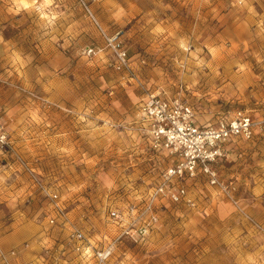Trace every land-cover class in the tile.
I'll use <instances>...</instances> for the list:
<instances>
[{"label":"rangeland","instance_id":"374dc122","mask_svg":"<svg viewBox=\"0 0 264 264\" xmlns=\"http://www.w3.org/2000/svg\"><path fill=\"white\" fill-rule=\"evenodd\" d=\"M28 1L0 0V231L28 230L19 264H95L70 248L71 228L92 249L112 245L102 264H264V0ZM104 33L128 69L113 67ZM154 91L199 123L245 111L254 134L214 165L216 183L184 179L189 202L160 199L143 238L119 237L148 221L142 205L170 162L141 130Z\"/></svg>","mask_w":264,"mask_h":264},{"label":"built area","instance_id":"2783aa9c","mask_svg":"<svg viewBox=\"0 0 264 264\" xmlns=\"http://www.w3.org/2000/svg\"><path fill=\"white\" fill-rule=\"evenodd\" d=\"M33 3V2H32ZM35 9H40V0L33 3ZM106 45L114 53L113 67L117 70L129 68L126 50L115 36L103 34ZM87 55L93 53L88 47ZM139 120L141 130L147 136L155 150H164L170 162L160 177V181L149 191L141 208V213L147 214V219L137 220L136 227H121L120 236L141 239L148 232L149 226L157 221L155 213L156 201L167 198L171 202H189L188 191L182 183L184 179L205 175L212 184L217 182L214 165L226 157V145L236 139L249 140L254 134L253 119L242 110L222 113L214 123H199L195 119L193 108L177 98H169L161 91L147 93L139 105ZM6 142V134L0 127V143ZM55 202L57 214L62 215L63 209L56 203V193L49 194ZM128 211L137 212L136 205H130ZM108 218L116 225L124 219V214L116 208L108 212ZM50 218L49 223H54ZM64 221V220H63ZM70 248L83 258L93 257L95 264L104 263L112 253V245L106 244L98 249H92L89 241L79 229H70L66 236ZM46 254L50 257L47 249ZM15 250L7 253L0 251V264H14ZM52 264H61V260L53 257Z\"/></svg>","mask_w":264,"mask_h":264},{"label":"crops","instance_id":"0c3cea01","mask_svg":"<svg viewBox=\"0 0 264 264\" xmlns=\"http://www.w3.org/2000/svg\"><path fill=\"white\" fill-rule=\"evenodd\" d=\"M31 4V3H30ZM235 140L229 142L226 145L227 151L231 150L233 143ZM12 224H9L5 230L0 231V251L5 253L16 249L17 247L22 245V242L26 240L28 237V230L20 228L19 230L11 227ZM72 229V228H71ZM70 230V229H69ZM62 247H59V251ZM27 252L23 253V256L26 255ZM14 264H19V259L15 258L12 260Z\"/></svg>","mask_w":264,"mask_h":264},{"label":"snow or ice","instance_id":"6c2138e0","mask_svg":"<svg viewBox=\"0 0 264 264\" xmlns=\"http://www.w3.org/2000/svg\"><path fill=\"white\" fill-rule=\"evenodd\" d=\"M32 2L35 3L36 0H32ZM21 3H24L25 4V7H28V4H27L26 0H21Z\"/></svg>","mask_w":264,"mask_h":264},{"label":"bare ground","instance_id":"6f19581e","mask_svg":"<svg viewBox=\"0 0 264 264\" xmlns=\"http://www.w3.org/2000/svg\"><path fill=\"white\" fill-rule=\"evenodd\" d=\"M21 1V0H20ZM26 2H27V4H28V7H25V4L23 3L22 5H24L23 7H25V8H29V6H30V2L28 1V0H26Z\"/></svg>","mask_w":264,"mask_h":264}]
</instances>
